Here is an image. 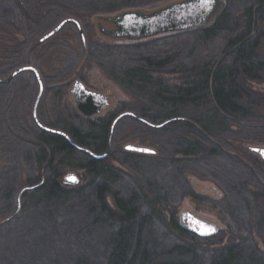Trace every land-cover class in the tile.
Listing matches in <instances>:
<instances>
[{
	"label": "trees",
	"instance_id": "trees-1",
	"mask_svg": "<svg viewBox=\"0 0 264 264\" xmlns=\"http://www.w3.org/2000/svg\"><path fill=\"white\" fill-rule=\"evenodd\" d=\"M23 1L26 13L17 0H0L2 73L26 61L24 41L15 47L16 31L35 55L38 36L64 18L81 24L149 0ZM14 11L21 13L20 28L10 24ZM86 53L109 80L144 99L137 115L151 123L181 119L161 129L135 120L146 140H154V155L114 148L106 159L94 160L45 132L28 147L19 139L24 132H7L9 121L0 111L1 148L9 155L13 144L28 148L26 184L44 179L23 194L20 213L6 219L22 175L14 165L0 174V264H28L10 247L28 230L37 233L21 243L33 264H264V249L256 242L264 247V163L238 145H264V94L250 87L264 83V0H225L205 27L126 47L92 44ZM76 62H67L59 75H71ZM167 74L176 82L166 84ZM111 119L67 133L75 144L101 154ZM62 168L82 172L84 184L63 185ZM186 175L212 181L220 200L196 197ZM187 196L208 201L229 230L207 239L183 230L174 216Z\"/></svg>",
	"mask_w": 264,
	"mask_h": 264
},
{
	"label": "rangeland",
	"instance_id": "rangeland-1",
	"mask_svg": "<svg viewBox=\"0 0 264 264\" xmlns=\"http://www.w3.org/2000/svg\"><path fill=\"white\" fill-rule=\"evenodd\" d=\"M23 1V0H22ZM180 0H149V1H144L139 3L138 5H136L135 7H130V8H125L122 9L121 11H117V12H112V13H101L97 16H93L87 20H85L84 22H82V26H90V30L88 32H86V36H85V41H86V47L87 50H83V46L81 44V40L79 38V35L77 33V30L75 28V26L71 25H66L61 31H59L56 35H54L53 37H51L50 39L39 43V39L45 34L47 33L49 30H51L56 24L59 23L56 22L55 24H53L52 26L46 28V30L40 35L38 36V38L35 40L34 42V46L37 47L36 53L35 55H31V65H33L34 67H37L44 80L47 79H52L54 77L53 80H68V78L70 77L67 76H62L59 75L61 72H63L65 64L69 61H71L72 59H77L76 62V66L79 65V67L77 68L78 71V75L82 76L84 80H86L87 82L90 83V85L92 83H94L95 81L98 82H105L107 85L110 84V90L111 93L110 95L112 96L113 100L111 102V104L108 106V109L100 116V118H88V119H84L82 117H79L75 114L73 108L70 106V103L68 100L66 99V93L63 94V98L62 101H59L58 99L56 100V104H55V108H57L58 112L60 111V118L59 120L55 121V123L52 122L53 127L54 128H64V126L66 127L65 124V120H67L68 118H75V124L79 125V124H85L87 126L92 125V124H97L100 123V121H103L108 114H112V119L111 122L113 121V119L118 115L121 114L123 112H133L135 115V109H138L139 104L144 103V99L138 96H133L131 95V93L126 92V90H124L120 85H118V83H114L113 81L109 80L106 72L104 70H102L101 68H99L94 62L87 60V51H88V46L92 45V44H105V45H109V46H121V47H126V46H131V45H137V44H145L148 42H151L153 40H157V39H161L167 36H171V35H163V36H158V37H154L151 39H146L143 41H139V42H129L126 40H121V41H115V40H111L108 39L107 37H104L103 35H101L98 31V27L96 26V22L98 20L99 16H106V17H113L121 12L124 11H128V10H139V11H143L146 13L152 12L154 10H157L165 5H168L170 3L173 2H177ZM225 2V0H223ZM24 3V2H23ZM19 11H14V18L11 17L10 18V24H14L15 28H20V14H18ZM65 19V18H64ZM63 20V19H62ZM61 21V20H60ZM105 25V24H104ZM106 26V25H105ZM24 34L21 31H16L14 33V38L16 39L15 42V47L18 48L21 46L23 40H24ZM5 47L0 45V52H3V49ZM8 48V47H7ZM8 51H10V48H8ZM26 55V53H25ZM11 55H9V57H11ZM1 58V55H0ZM13 58V56H12ZM26 58V57H25ZM27 60V59H26ZM26 62H23L21 64H17L15 68H17L18 66H24ZM3 65H5V60L1 59L0 60V78L2 79H6V77L8 76L9 72L6 73H2L5 71V69L3 68ZM76 69V68H75ZM155 77H157L155 75ZM176 76L175 75H171V74H167V75H163L162 79H164L166 81V84H171V83H175L176 82ZM21 81H30L33 83L34 78L32 75H30L29 73H23L20 75V77L18 78ZM52 80V81H53ZM31 83V84H32ZM89 85V84H88ZM250 87L259 92V93H263L264 94V83H251ZM8 91H10L9 86L7 85H0V101H5L7 104H2L0 107V111L2 113V116H5V111L7 112L6 114V118L8 121H10L11 125H14V127H16V131L17 129H24L25 132L23 134H19L20 137L19 139L26 142L25 145H27L28 147L31 148V145H36L37 141H35L36 139V134L39 133V131L34 127V125L29 122V115H28V108L30 109V105L33 102V99L36 95V89H35V85H34V89L31 93H28L24 90H22L21 92H19L18 94H16V98H17V102L22 101V107H21V111L19 113V111L16 108H9V103H8V99H9V95H8ZM25 92V93H23ZM129 93V94H128ZM47 100V98H46ZM122 100V102L119 103V101ZM25 101V103H24ZM118 105H117V104ZM25 107V109H24ZM8 108V109H7ZM13 109V110H11ZM13 111V113H12ZM20 116V117H19ZM138 117H140L139 115H137ZM16 119H15V118ZM129 118V119H128ZM142 118V117H141ZM137 121V120H136ZM135 119L131 118V117H125L122 118L121 120H119L117 122V124L114 127V131H113V137H112V143H111V152H113V149H119L121 151L125 150L123 149L124 146L126 145H133V146H139V147H146V148H150L152 150H155V145L154 140L151 141L146 140V137L144 136V133L141 134V128H139V126H137ZM148 121V120H147ZM139 122V121H138ZM150 122V121H149ZM163 122V121H162ZM17 123L19 124V126L17 125ZM161 123V122H159ZM159 123H154V124H159ZM142 124V123H141ZM82 126V125H79ZM20 127V128H19ZM98 127V126H97ZM96 128V127H95ZM95 128L92 129V131H95ZM150 128V127H149ZM2 129V126H0V131ZM22 143V142H21ZM16 144V143H15ZM241 148L246 149L250 146H257V147H264L263 144L260 143H241L238 144ZM26 146V147H27ZM28 148H24V147H19L16 145H12L11 146V154L9 155L7 151L5 154V150H3V147L1 148L0 146V174L3 173L4 171H8L11 170V166L14 165V167L16 166L18 168L19 174L22 175V179L20 180V188L18 190L19 191L27 186H32V185H36L38 183H40V179L38 182L33 183V184H26V178L28 175H30V170H28V168L30 166H32L30 163L28 162ZM110 152V154H111ZM109 154V155H110ZM147 156H151V155H147ZM7 158L13 159V162H7ZM258 159H260L258 157ZM61 182H62V178L67 175L68 173H74L79 177V184L72 186L71 188H77L79 186H82L84 184V181L82 180V172H76L74 170H71L70 168H62L61 169ZM186 178L188 180V182L190 183V188L193 191V193L195 194L196 197H205L208 199V201L211 200H215V201H219L220 197L219 194L221 193V191H219L215 184L207 179H200L196 176H191V175H186ZM28 192V191H27ZM17 193V195H18ZM16 195V197H17ZM206 199V200H207ZM208 201H203V202H195L191 196H187L181 199V201L178 204V207L175 210V220L178 222V218L180 216V214L182 212H189L194 214L195 216L215 224V226L218 229V233L219 232H227L229 230L227 223L224 220V215L221 213H218V211L216 209H214L211 205L208 204ZM22 198H21V208H22ZM15 210H16V198H15V203L11 209V211H9V213L7 214V216H5L6 219H10L11 217L15 216ZM21 210V209H20ZM20 213V212H19ZM18 213V214H19ZM16 214V215H18ZM31 233H37V231L34 230H28L25 233H23L21 236L15 237V239H13L12 241H10L13 245L10 247L15 248V250L17 252H22V254H19L22 261L27 262L28 264H33L35 262V260H33L32 258H30L27 254H23L25 248L24 245L21 243V241H27L30 242V240H32V238H30V234ZM217 233V234H218ZM216 236V235H215ZM90 241L93 242V237L90 238ZM227 241V238L225 239V242ZM66 242V240H62L61 246H65L66 244H64ZM258 244V247L260 249H264L263 245L260 243V241H256ZM15 244V245H14ZM3 247H6V244L3 245ZM26 255V258H23V256ZM71 255V254H70ZM74 255V254H73Z\"/></svg>",
	"mask_w": 264,
	"mask_h": 264
},
{
	"label": "water",
	"instance_id": "water-1",
	"mask_svg": "<svg viewBox=\"0 0 264 264\" xmlns=\"http://www.w3.org/2000/svg\"><path fill=\"white\" fill-rule=\"evenodd\" d=\"M224 7L225 2L223 0H210V3L208 4H204L203 0H180L165 5L149 13L139 10H128L121 12L113 17L99 16V20L109 22L114 26V29L112 30H105L103 28H100L99 32L101 35L111 40L139 42L158 36L173 35L205 27L213 17L215 11L222 10L224 9ZM67 24H73L76 27L81 43L85 48L86 39L81 24L74 18H65L61 20L39 39V43H42L56 35ZM25 71L31 72L39 85V92L35 100L33 113V120L35 125L46 133L63 137L74 149L87 154L94 160H103L109 156L111 152L114 127L122 118L131 117L152 129H161L171 122L181 119L170 118L164 120L159 124H154L141 117H138L133 112H123L116 116L110 124L105 150L101 154H96L89 149L83 148L73 143L65 132L45 127L38 121L35 109L42 95L43 86L40 74L35 67H21L12 72L6 79H0V84L8 83L14 77ZM70 92L73 97L76 110L81 116L85 118L97 117L98 115L103 113L109 106L106 95L99 94L88 89L80 80H75L72 83ZM123 149L126 152L141 155L155 154L154 150L146 147L126 145ZM248 149L251 153L258 156L264 163V147L250 146L248 147ZM69 177H73L74 180H70ZM79 182V177L74 173H68L62 178V184L69 187L78 185ZM43 183L44 180L42 179L40 183L24 187L19 191L16 197V210L14 213L15 215L18 214L21 209L22 195L27 191H33L37 189ZM178 225L188 233L202 239L214 237L218 233V229L215 224L207 222L189 212H182L180 214L178 218Z\"/></svg>",
	"mask_w": 264,
	"mask_h": 264
},
{
	"label": "flooded vegetation",
	"instance_id": "flooded-vegetation-1",
	"mask_svg": "<svg viewBox=\"0 0 264 264\" xmlns=\"http://www.w3.org/2000/svg\"><path fill=\"white\" fill-rule=\"evenodd\" d=\"M17 2H18V5L23 9V12L24 13H26V5H25V2L24 1H22V0H17ZM24 2V3H23ZM18 14H21L20 13V11L18 12ZM60 22V21H59ZM96 26L98 27V31H99V29L100 28H103V29H105V30H112V29H114V26L111 24V23H109V22H105V21H101V20H97V22H96ZM106 26H105V25ZM68 25V24H67ZM69 25H71V24H69ZM73 25V24H72ZM66 26V25H65ZM64 26V27H65ZM74 26V25H73ZM63 27V28H64ZM81 27H82V30H83V33H84V35L86 36V32H85V29H84V27L81 25ZM62 28V29H63ZM76 28V27H75ZM61 29V30H62ZM60 30V31H61ZM78 33V32H77ZM100 33V32H99ZM25 36V35H24ZM24 46L26 47V49H25V53H26V55H25V57H26V63H25V65L24 66H33V65H31V60H30V58H31V43H30V41H28V38L25 36L24 37ZM82 44V43H81ZM85 45H86V42H85ZM83 46V45H82ZM83 50L85 51V50H87V47L85 46V48H83ZM15 52H17V51H15V50H13V53H12V56H13V59H14V57L15 56H17L18 54H16ZM11 56V57H12ZM24 66H18L17 68H15V66L13 67V69L9 72V74H8V76L12 73V72H14L15 70H17V69H19V68H21V67H24ZM34 67V66H33ZM37 70H38V72H39V74H40V77H41V81H42V86H43V91H42V95H41V97H40V99H39V102H38V104H37V106H36V111H35V113H36V117H37V119H38V121L43 125V126H45V127H48V128H50V129H53V130H57V131H61V132H65L68 136H69V138H70V140L74 143V141L71 139V137H70V135L67 133V132H79V125L77 124H75V118H68L67 120H65L64 122H65V124H66V127L64 126V128H54L53 127V124H52V122L53 123H55V121H57V120H59V116H60V114H61V112L59 111L58 112V110H57V108H55V104H56V100L58 99L59 101H62V98L64 97L63 96V94L64 93H66V99L65 100H68L69 101V103H70V106L73 108V110H74V112H75V114L77 115V116H79V117H82V118H84V119H88V118H85V117H83V116H81L79 113H78V111L76 110V108H75V106H74V100H73V97H72V95H71V92H70V89H71V85H72V83L75 81V80H80L88 89H90V90H92V91H95L96 93H99V94H104V95H106L107 96V99H108V102H109V105L111 104V102H112V100H113V98H112V96L110 95V93H111V88H110V84H106L105 82H98V81H95L94 83H92L91 85H90V83L89 82H87L86 80H84L83 79V77L82 76H79L78 75V71H77V69H75V71L70 75V77L68 78V80H53V78L52 79H47V80H44L43 79V76H42V74H41V72H40V70L37 68V67H35ZM23 73H29L30 75H32L33 76V78H34V75L31 73V72H29V71H25V72H23ZM23 73H20L19 75H17L16 77H14L11 81H9L8 83H6V84H0V85H7V86H9V89H10V91H8L7 93H8V95H9V99H8V105H9V108H16L18 111H19V113H20V111H21V107H22V101H20V102H17L16 100H17V98H16V94H18L19 92H21L22 90H24V91H26V92H28V93H31L32 91H33V89H34V85H35V89H36V95H35V97H34V99H33V102H32V104L30 105V109L28 108V115H29V122H30V124L32 123L33 125H34V127L39 131V132H45V131H42L41 129H39L36 125H35V123H34V120H33V113H34V106H35V100H36V97H37V94H38V92H39V85H38V83H37V81H36V79L34 78V81H33V83L32 82H30V81H26V80H24V81H21V80H19L18 78L20 77V75L21 74H23ZM7 76V77H8ZM6 77V78H7ZM0 79H2V78H0ZM53 80V81H52ZM32 83V84H31ZM89 84V85H88ZM23 93H25V92H23ZM63 96V97H62ZM46 98H47V100H46ZM120 102H122V100H120L119 101V103ZM0 103H1V101H0ZM24 103H25V101H24ZM118 103V104H119ZM3 104H7L6 102H4ZM117 104V103H116ZM117 104V105H118ZM1 106V105H0ZM8 109V108H7ZM24 109H25V107H24ZM108 109V107L106 108V110ZM11 110H13V109H11ZM105 110V111H106ZM104 111V112H105ZM103 112V113H104ZM12 113H13V111H12ZM103 113H101L100 115H98L97 117H93V118H100V116L103 114ZM5 114H7V112L5 113ZM21 114V113H20ZM112 114H108L107 115V117L104 119V120H108V119H110V117H112L111 116ZM119 115V114H118ZM117 115V116H118ZM6 116V115H5ZM4 116V117H5ZM20 117V116H19ZM15 118V117H14ZM16 119V118H15ZM90 119H92V118H90ZM110 124H111V122H110ZM18 125V124H17ZM19 126V125H18ZM109 127H110V125H109ZM20 128V127H19ZM7 132H25V130L23 129H17V131H16V127H14V125H11V123H10V121H9V123H8V128H7ZM108 132H109V128H108ZM46 133V132H45ZM49 134V133H48ZM53 135V134H52ZM58 136V135H57ZM59 137H61V136H59ZM69 146H71L63 137H61ZM72 147V146H71ZM44 180V179H43ZM41 181V180H40ZM23 196V195H22Z\"/></svg>",
	"mask_w": 264,
	"mask_h": 264
},
{
	"label": "snow or ice",
	"instance_id": "snow-or-ice-1",
	"mask_svg": "<svg viewBox=\"0 0 264 264\" xmlns=\"http://www.w3.org/2000/svg\"><path fill=\"white\" fill-rule=\"evenodd\" d=\"M203 3H204V4H208V3H210V0H203ZM69 179H70V180H74L73 177H69Z\"/></svg>",
	"mask_w": 264,
	"mask_h": 264
}]
</instances>
